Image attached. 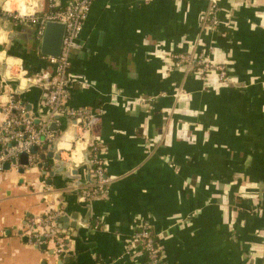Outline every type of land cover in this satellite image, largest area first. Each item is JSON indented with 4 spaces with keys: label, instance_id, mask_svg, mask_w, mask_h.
<instances>
[{
    "label": "crops",
    "instance_id": "crops-1",
    "mask_svg": "<svg viewBox=\"0 0 264 264\" xmlns=\"http://www.w3.org/2000/svg\"><path fill=\"white\" fill-rule=\"evenodd\" d=\"M216 1L214 28L201 25L208 0L93 1L70 55L67 99L91 110L90 130L50 117L41 98L54 66L35 26L12 16L48 0L2 2L0 121L14 98L35 125L54 122L71 169L52 168L53 143L37 147L33 164L18 157L0 169V264H145L126 252L139 224L157 237L162 264H264V0ZM202 51L228 68V82L170 60ZM94 141L108 183L102 198L84 200ZM51 210L61 212L63 256L19 233Z\"/></svg>",
    "mask_w": 264,
    "mask_h": 264
},
{
    "label": "built area",
    "instance_id": "built-area-1",
    "mask_svg": "<svg viewBox=\"0 0 264 264\" xmlns=\"http://www.w3.org/2000/svg\"><path fill=\"white\" fill-rule=\"evenodd\" d=\"M94 0H68L61 6L58 0H48L46 9H37L34 2L27 6L25 18L12 14L19 22H26L35 26V38L40 41L44 24L49 21H61L65 24V33L62 41L60 55L58 57L44 56L54 66L49 79L43 84L44 93L41 98L43 106L49 111L50 117L55 115L65 116L74 120L81 129L90 130L93 124V114L88 107H72L67 104L71 89L68 77L70 55L72 51L80 47L78 40L83 21ZM145 1V0H143ZM35 8V9H34ZM219 8L216 0H208V6L202 16L201 25L207 28H214L219 24ZM170 60L175 67H182L185 70H196L200 74L215 72L218 79L228 82L230 76L228 68L223 64L213 62L210 57L202 52H182L170 55ZM6 116L0 121V169L4 162L16 163L21 153L28 154V164L35 163L34 154L30 152L33 146L51 144L55 141V133L49 129L47 124L35 125L24 105L16 99L3 107ZM89 170L91 181L81 191V198L93 200L102 198L106 191L108 178L105 174L104 161L100 155L98 142L90 144ZM61 215L59 210L45 212L41 216H31L26 220L22 236L37 247L53 244V251L63 256L67 245L66 237L61 236L57 227V221ZM0 229V238L3 235ZM126 252H140L146 256L145 264H162V253L159 245H155L152 231L145 224H139L130 236Z\"/></svg>",
    "mask_w": 264,
    "mask_h": 264
},
{
    "label": "water",
    "instance_id": "water-1",
    "mask_svg": "<svg viewBox=\"0 0 264 264\" xmlns=\"http://www.w3.org/2000/svg\"><path fill=\"white\" fill-rule=\"evenodd\" d=\"M4 0H0V5L2 4ZM65 33V24L61 21H53L49 20L44 24L43 32L41 35L40 43H39V51L44 56L49 57H58L60 55L61 47H62V41ZM3 65V63H2ZM54 118H59V115L53 116ZM49 129H54V122H49L47 125ZM44 147L47 146V144L43 145ZM53 150L49 151L48 156L52 157L55 161L52 168L56 171H64L63 173L67 174L68 171L71 169L69 168L70 165L63 163V161L59 158V152L56 149L55 141L53 142ZM31 153L35 154L37 152V146H33L30 150ZM19 162L22 165L28 164V154L23 152L19 155ZM84 162H85V170H86V179L85 183H88L91 181L89 170L91 168V161L89 159L88 153L85 152L84 154ZM9 162H4L1 169H6L9 167ZM40 166V164H38ZM73 173L77 172L76 169L72 170ZM76 186L79 185V183L75 184ZM71 227H74V222H71L68 224ZM22 234V232H19ZM23 239L27 240L26 236L23 235ZM44 247V246H42Z\"/></svg>",
    "mask_w": 264,
    "mask_h": 264
},
{
    "label": "trees",
    "instance_id": "trees-1",
    "mask_svg": "<svg viewBox=\"0 0 264 264\" xmlns=\"http://www.w3.org/2000/svg\"><path fill=\"white\" fill-rule=\"evenodd\" d=\"M34 34H36V29H35V31H34ZM151 230V229H150ZM152 231V230H151ZM152 234H153V238H154V241H155V245H159V243H158V240H157V237L154 235V233L152 232ZM141 253V256H143L144 257V260L146 259V256H145V254L144 253H142V252H140Z\"/></svg>",
    "mask_w": 264,
    "mask_h": 264
}]
</instances>
